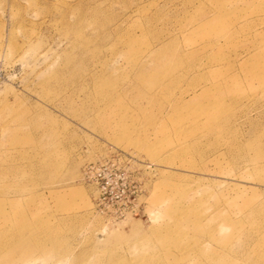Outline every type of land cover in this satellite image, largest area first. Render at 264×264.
Masks as SVG:
<instances>
[{
	"label": "rangeland",
	"instance_id": "374dc122",
	"mask_svg": "<svg viewBox=\"0 0 264 264\" xmlns=\"http://www.w3.org/2000/svg\"><path fill=\"white\" fill-rule=\"evenodd\" d=\"M0 264H264V0H0Z\"/></svg>",
	"mask_w": 264,
	"mask_h": 264
}]
</instances>
